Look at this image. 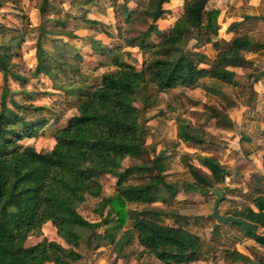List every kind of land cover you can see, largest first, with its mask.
<instances>
[{
    "label": "trees",
    "instance_id": "16d2710c",
    "mask_svg": "<svg viewBox=\"0 0 264 264\" xmlns=\"http://www.w3.org/2000/svg\"><path fill=\"white\" fill-rule=\"evenodd\" d=\"M103 1L110 2L117 12L125 44L100 52L104 57L100 67L110 64L114 70L104 73L97 87L88 89L83 76L82 84L75 83L80 91L73 99L76 113L68 125L55 129L51 150L39 152L33 146L21 145L37 137L48 124L46 117L29 121L27 115L41 113L45 108L19 102L15 97L10 99L9 107V79L24 84L25 78L13 71L8 47L0 45V73L5 83L0 103V264H76L83 258L84 247L95 245L93 248L98 249L104 242L113 245V253L119 258L137 243L142 249L141 258L155 257L167 264H200L197 260L203 253L202 239L187 228L166 224L167 217L178 224L183 220L167 205L179 192L212 194L224 183L227 171L216 158L200 156L199 164L209 172L204 173L189 163L191 158L185 155L182 160L186 161L193 181L168 182L165 154L124 168L127 159L148 154V132L137 104L148 107L160 93L178 87L202 86L216 95L221 91L219 84L233 83L236 74L231 69L244 63V52L249 51L252 43L246 36L235 39L227 51L217 56L210 71L202 70L205 56L191 51L189 44L195 33L202 30L216 33L219 12L208 10L210 0H186L183 14L170 30L159 35L156 43L152 37L159 32L157 23L165 18V5L171 0H134V9L128 6L131 0H89L87 4ZM51 7L54 8L50 0H42L40 14L44 16ZM82 18L90 26H102L89 20L85 12ZM38 41L37 64L31 69L34 77L46 74L54 78L66 67L69 71L75 69L64 51H60L59 60L50 56ZM125 48L150 52V57L138 69L124 61ZM206 77L219 84L208 88L201 82ZM22 94L31 97L25 91ZM176 121L179 140L202 145L210 138L209 133L194 127L188 119L178 117ZM57 122L55 119L52 123ZM105 175L117 179L115 197L104 196L101 177ZM155 191L167 209L151 207ZM89 198L101 200L93 205L92 212L102 221L112 215L117 217V228L98 234L101 227L109 224L87 219L78 212ZM132 204L137 208H127ZM254 204L258 213L246 208L233 216L264 227V198L256 199ZM48 223L66 247L47 239L27 247L30 238L43 235L42 227ZM124 226L128 228L117 237L118 229Z\"/></svg>",
    "mask_w": 264,
    "mask_h": 264
},
{
    "label": "crops",
    "instance_id": "0c3cea01",
    "mask_svg": "<svg viewBox=\"0 0 264 264\" xmlns=\"http://www.w3.org/2000/svg\"><path fill=\"white\" fill-rule=\"evenodd\" d=\"M69 1L75 7L90 10V7H87L90 6L87 4L89 0ZM56 2L60 3L61 0H50L54 8L51 7L44 16L49 25L55 26L56 21L62 22L65 27L71 24L72 29L68 32L71 35V49L64 42L57 41L61 45L59 51H64L67 57L71 51L80 54V50L86 47L90 48L89 52L93 55H99L103 50L124 46L118 24L115 20L112 21V15L108 9L101 6L102 4H99L101 7L97 6V12L101 13L103 20L97 21L88 17L89 20L102 22L103 25L99 27L88 25L82 16L65 15L63 18L69 17L68 20H52V13H56ZM185 2L186 0H171L165 5L167 14L157 23L159 32L153 35V43H156L161 33L174 26L184 12ZM128 6L130 9L136 8L135 1L131 0ZM208 10L219 12L216 33L202 30L195 33V39L189 44L191 51L205 56L200 69L210 71L217 56L227 51L237 38L248 37L252 46L249 51L244 52V63L231 69L236 74L232 84H219L208 77L201 80L212 89L213 85L219 84L221 91L216 95L209 93L202 86L190 89L178 87L160 93L154 105L147 111L158 110V114L166 115V119L162 116L146 122V144L156 147V155L165 154L180 161L187 155L191 158L189 163L204 173L209 172L199 164L197 158H216L227 171L223 185L218 187L224 193V199L218 207L220 215L233 216V213L244 211L246 208L258 213L254 201L260 197L264 198V0H210ZM60 25L62 24H57ZM11 28L0 26V45H6L20 32L25 34L24 27L21 30ZM52 30L58 31L56 27ZM124 51L127 52L123 57L124 61L138 69L150 57V52H140L136 48H125ZM111 67V71L114 70V67ZM96 72L98 71H95L94 77L86 83L88 89L97 87L105 73L100 75ZM172 115L173 117H170ZM183 116L194 127L204 129L210 134L205 144L196 145L179 140L176 120ZM55 119L59 120L60 117ZM182 171L186 172L182 179L180 175H173V172ZM169 174H172L167 177L170 182L186 180L190 175L186 167L173 171L169 169L166 176ZM154 196L155 202L151 207L166 208L159 198L158 191L154 192ZM94 200L97 202L95 204L101 201ZM215 201L213 194L179 192L167 208L176 211L183 220L178 224L174 219L167 217L164 221L171 226L187 228L202 239L204 247L200 258L205 264H264V227L257 224L258 230L252 231L239 224L218 222L212 218ZM133 207L136 206L128 205V208ZM86 210L89 211L87 207ZM86 213L89 214L87 211ZM89 215L88 219L98 221L95 218L97 215ZM113 225L105 226L106 230L116 227ZM133 246L137 247L139 253L142 251L137 243ZM131 247L125 250L124 257L119 258L113 253V245L104 242L103 246L90 253L89 263L128 264L130 261L129 264H167L155 257L134 256ZM233 252L238 255H233Z\"/></svg>",
    "mask_w": 264,
    "mask_h": 264
},
{
    "label": "rangeland",
    "instance_id": "374dc122",
    "mask_svg": "<svg viewBox=\"0 0 264 264\" xmlns=\"http://www.w3.org/2000/svg\"><path fill=\"white\" fill-rule=\"evenodd\" d=\"M41 1L42 0H0V26L12 27L11 29L18 28V30H21L22 27L26 29L24 30L25 33L24 35L20 32L17 34L15 39L9 41L6 45H4L8 47L7 49H8V54L10 55L9 57L10 64L13 66V71L19 73V75L25 78L24 84L18 83L14 81L12 78L9 79L8 89L10 91V95L7 98L8 105L9 107H11L10 99L12 97H15L16 100L19 102H24L26 104L31 103L37 107L45 108V110L42 111L41 113L31 112L30 114L27 115V117L29 121H37L39 119L46 117L47 120L45 122L48 124L39 130L37 137L27 140L23 142V144H21L23 147L27 145L33 146L39 152L51 150L54 147L55 139L53 135L55 129L56 128L59 129L63 126L68 125V121L76 113V108L74 106L73 99L76 98L74 94L80 92L79 88L75 87L76 82L77 84H82L80 82V77L83 76V79H86V83H87L88 80L91 79V77H94L95 71H98L96 72V74L98 73L101 75L104 72L107 73L111 71L112 68L111 66L100 67L99 64L103 61L104 57L101 56L100 54L93 55L92 52H89L90 48L86 47L80 50V54L74 53L72 51L69 53L67 59L72 62V65L75 68L74 70L69 71V69H67L66 67L64 72H61L60 74H58V76L56 75V77L54 78L47 76L46 74H41L38 77H34L33 74L31 73V69L33 70L35 68V65L37 64L36 51H37V43L39 42L38 40L41 41L43 48L46 50L47 53H49L50 56L55 57L59 60L61 59L60 51H59L61 45L57 42H54L53 39L64 42L69 49H71L72 47V44H69L70 36L68 33L70 29H72L71 24L69 23L67 27L63 25L57 26L56 23L55 26L53 24L51 25L47 24L45 21L46 17L43 15L41 16L39 13V5ZM99 4H102L101 6L105 7L106 10L107 9L109 10L110 15H112V17L110 16L112 21L115 20L117 24L120 23V25L122 26V23L119 22L120 20H118L117 17L118 14L115 11V9L111 7L110 2L103 1L100 2ZM99 4L98 5L89 4L90 6L87 7L88 8L90 7V10L86 11L79 6L77 7L73 6V4L69 0H61L60 3L58 2L55 3L56 13H52L53 18L51 19L65 21L68 20L69 18V17L63 18L65 15L80 17L86 11L85 13L87 14V17L100 21L103 19L101 13L97 12V6H100ZM107 18H109V16H107ZM100 23L102 24V22ZM44 26L47 28L45 30L46 31L45 33L41 31L42 29H45ZM54 27H56L58 31L52 30V28ZM53 32L56 33L55 36L53 34L50 35L47 34ZM57 33H61V34L57 35ZM79 57H81V59H79ZM67 59L64 60L67 61ZM92 71L94 73H92ZM67 75H69L70 80L67 78ZM72 78L76 79L75 82H73ZM22 91L31 94V97L29 98V95L25 96V94H22ZM4 92H5L4 76L3 74L0 73V103L4 95ZM156 100L157 99L151 102L148 105V107L142 105L141 103L137 104V107L142 112V120L145 127H147L146 122L149 120H154L155 118H159L162 116L164 119H166V115L158 114L159 112L158 110L147 111L150 106L154 105ZM184 116L186 117L187 115ZM184 116L182 118H185ZM57 117L58 118L60 117V119L58 120L57 123L53 124L52 123L53 119ZM170 117H173V115ZM197 125L200 126L199 124ZM147 147H148V154L143 155L139 159H132V160L127 159L123 164L124 168H127L132 165H140L141 163L144 162L148 163L149 160L156 155V147L152 145ZM179 161L180 160H177L176 157H172V156L167 157L168 170L170 169L173 171L179 168H185L186 161L184 159L181 160L180 162ZM183 174H186V172L185 171L173 172V175H180L181 176L180 179L184 178L182 176ZM171 175L172 174L167 175L166 180L167 177ZM180 181H184V180H180ZM186 181H193L190 175L186 179ZM101 182L103 184L104 194H108L110 196L115 197L117 194L116 193L117 179L112 176L105 175L101 177ZM89 199L90 200L88 204L85 203L82 207L78 209V212L87 219L90 216L89 214L93 213L92 212L93 205H96L95 203H97L94 199L91 198ZM86 207L87 209H89V211L86 210ZM86 211L89 212V214H87ZM106 214L107 211L104 212V215ZM95 218L99 222L102 221L101 217L98 215ZM102 222L103 224L104 223L105 224L108 223L109 225L114 224L113 226H116L115 228L118 227L117 217L114 215H112L108 220H105V218H103ZM164 222L166 223V220ZM109 225H107L106 227H108ZM126 228L127 226L118 229L116 233L117 237H120L124 232L123 229ZM98 231H100L103 234L107 230L105 226H103ZM42 232L43 235L41 237L30 238L27 241L26 246L32 247L37 245L44 239H47L49 241L58 242L66 247L65 243L57 236L56 229L53 227L51 223H48L44 227H42ZM94 246L95 245L84 247L81 252L83 258L80 261H78L76 264H90L89 263V259L91 258L90 253L95 252L97 250L93 248ZM130 250L131 251L134 250L131 252L133 253L134 256L139 255V250L137 249L136 246L132 245ZM197 261L200 264H205V262L202 260V258H200V256Z\"/></svg>",
    "mask_w": 264,
    "mask_h": 264
},
{
    "label": "water",
    "instance_id": "95a60500",
    "mask_svg": "<svg viewBox=\"0 0 264 264\" xmlns=\"http://www.w3.org/2000/svg\"><path fill=\"white\" fill-rule=\"evenodd\" d=\"M212 194L216 197V201H215V206H214V212L212 214V218L216 219L218 222L220 223H233V224H239L242 225L252 231H257L258 230V225L257 224H253L245 219L242 218H236L234 216H222L220 215L219 212V204L221 201H223L224 199V193L221 191L220 188H216Z\"/></svg>",
    "mask_w": 264,
    "mask_h": 264
}]
</instances>
